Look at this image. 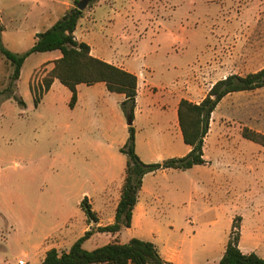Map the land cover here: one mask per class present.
I'll use <instances>...</instances> for the list:
<instances>
[{
  "label": "rangeland",
  "instance_id": "rangeland-1",
  "mask_svg": "<svg viewBox=\"0 0 264 264\" xmlns=\"http://www.w3.org/2000/svg\"><path fill=\"white\" fill-rule=\"evenodd\" d=\"M7 2L0 12L7 25L6 31L0 25L1 42L9 51L24 54L33 47L32 40L13 45L32 28L23 17L34 0ZM125 10L131 16L118 23L115 15ZM12 12L17 19L9 21ZM89 18L91 31L98 35L92 41L94 53L119 64L139 48L141 96L150 74H162L173 106L181 95L201 102L217 81L264 68V0H104ZM48 58L47 53H35L23 65L15 91L25 106L13 99L0 101V264H35L33 248L51 245V239L66 233L69 243L81 237L86 219L82 200L96 195L106 182L111 155L123 156L113 145L103 148L99 142L103 128L115 140L127 133L122 130V124L128 125L122 95L85 85L81 104L71 108L70 90L58 83L36 105L32 91H39L53 67V61L45 62ZM12 71L0 55V91L8 86ZM157 92L153 87V94ZM87 97L95 101L87 103ZM245 127L264 134V88L231 94L220 103L205 149L209 167L153 177L155 188L162 186L171 194L156 205L164 225L176 212L191 220L182 223L179 234L186 236L187 256L196 264H218L236 217L245 222L244 238L264 228V147L243 138ZM180 145L185 146L183 139ZM144 151L150 155L148 148ZM218 170L224 175L217 177ZM92 230L83 246L88 251L130 239L128 233ZM203 243L208 253H201Z\"/></svg>",
  "mask_w": 264,
  "mask_h": 264
},
{
  "label": "trees",
  "instance_id": "trees-1",
  "mask_svg": "<svg viewBox=\"0 0 264 264\" xmlns=\"http://www.w3.org/2000/svg\"><path fill=\"white\" fill-rule=\"evenodd\" d=\"M79 1L76 0L75 6L50 29L37 34L35 44L24 54L13 53L6 49L0 37V55L10 63L13 70L8 86L0 91V101L4 98L13 99L20 106H25V102L16 95L15 91L24 63L32 54L57 50L62 53V57L54 61V66L43 79L39 91H32L36 97V105L43 95L50 91L55 80H59L70 90L71 108H74L78 101V86L81 84L93 86L104 83L110 93L125 97L122 109L127 120L132 121L128 127L127 142L120 149V152L127 157L126 178L117 206L115 222L96 229L98 233L117 234L132 227L133 211L138 203L143 179L147 174L171 169L185 171L207 164L204 158V146L213 113L231 94L264 88V68L245 76L230 75L217 81L199 103L181 100L178 106V123L183 142L191 147L190 152L183 157H173L159 163H144L136 152V131L133 125L137 106L138 77L94 57L88 44L76 40L75 32L85 11L77 8ZM96 2L98 0H91L89 6ZM242 136L264 147V134L245 127ZM80 207L90 224L98 223L97 213L93 210L89 198L85 197ZM241 222V217L234 219L230 238L219 264H264V259L255 253L244 254L241 251L239 247ZM93 234L94 230L85 232L68 251L49 250L42 264H168L154 243L137 238H132L127 243H109L88 251L83 246Z\"/></svg>",
  "mask_w": 264,
  "mask_h": 264
},
{
  "label": "crops",
  "instance_id": "crops-1",
  "mask_svg": "<svg viewBox=\"0 0 264 264\" xmlns=\"http://www.w3.org/2000/svg\"><path fill=\"white\" fill-rule=\"evenodd\" d=\"M103 1L104 0H98V2L91 6H88L87 9H85L84 16L77 26L75 38L79 42H84L88 44L91 47V54L94 57L111 63L132 74H135L138 77L137 106L135 111V120L133 123L134 128L136 130L137 154L139 155L141 160L147 164L156 161L162 162L167 158L183 157L187 155L190 152L191 147L186 144L184 147L180 145L181 139L183 138L181 131L179 132L180 128L178 123V106L181 100L189 99L181 95L179 96L178 100L174 102V106L170 105L173 102V94L169 93L166 89V85L163 84V82H166L167 76H163L162 74H160V76H157V74H150V76L148 77L149 86L144 91L143 96H141V79L140 74L136 69L137 62L139 61L136 56L141 54L139 48L133 49L131 51V54L133 56L131 58H128L125 62H121L119 64L113 62L110 59H104L98 53H94L92 48V41L93 39L98 38V35L91 31L89 25L90 18L88 19V16H91V14L96 13L98 8L102 6ZM75 2L76 0H34L33 4L26 5L28 7V11L24 14L23 22H31L32 28L26 36H21L17 40L16 44L13 46H18L21 41L26 42L27 40H32V42L35 44L37 34L50 29L60 18L65 15L68 10L75 6ZM8 5L9 4L7 0H0V12L5 7H8ZM130 16V11L125 10L122 12H118L115 15V20H117L118 23H122ZM8 17H10L9 21L17 19V15L13 12ZM0 25H3L4 30L6 31L7 25L5 24V22H3L2 19L0 20ZM79 29L82 31V35L80 37L78 36ZM4 30L2 31V34L6 36L7 33ZM100 39L102 40L103 37L100 36ZM47 54H49V58L45 62L53 61L52 64L54 63V61L62 57V53L59 50L47 52ZM52 68L53 67H51V69ZM51 69L49 71H51ZM58 83H60V81L55 80L48 93H50L51 90L58 85ZM82 86L85 85L81 84L78 86V101L75 107L81 104L82 98L80 89ZM95 86L100 87L101 91H105L104 89H107L104 83H98L95 84ZM153 87L158 89L157 93L153 94ZM158 98H160L163 104L159 105L157 103V100H159ZM93 101L95 100L90 97H87V103H91ZM100 109L101 111H105L104 109H106V107L100 105ZM161 117L165 118V122L158 123V120L160 121ZM168 118L171 120V122H168L166 120ZM119 119L122 118L119 116ZM147 120L148 125L146 123ZM152 121L156 123L153 125ZM124 129L127 131V133L125 135H122V137L118 136L120 138L117 137V139L115 140L114 137H111L112 135L109 132L108 128H103V134L101 135L102 137L99 140L101 146L103 148L109 149L113 145L115 147V150H118L120 152V149L126 144L129 136L128 125L122 124V130L124 131ZM209 135L210 133L208 134L205 140L204 154L209 140ZM155 141L159 142L155 143ZM147 148L150 151V155L144 154V150H146ZM161 150L167 152V154L163 155L161 153H158V151ZM111 157L112 162L108 161L105 167V171L107 172L106 182L99 188L96 195L86 196L87 198H89L93 210L97 213L99 221L98 223L90 224L86 218L85 224L80 230L81 237L85 234V232L92 230V228L94 227L95 229H97L99 227L111 225L115 222L116 210L121 199L122 187L126 178L127 158H125L124 155L122 157L117 156L115 155V153H113ZM204 158L207 161L206 165L195 166L192 169H189L188 171H195L198 169L209 167L211 165V162L206 159L205 155ZM224 164L226 168H231L228 163ZM171 171L174 170L171 169L159 171L156 173H150L144 177L142 189L140 190L138 196V203L133 211L132 227L129 229H124L122 232L117 233L115 235H122L123 233H128L130 237L129 240H131L132 238H137L154 243L157 246L162 258L168 264H196L194 258L191 260V258H188L187 256L188 251L184 246L188 245L189 242H187L186 236L179 234V231L181 230L180 228H182L183 226V222L192 224L191 220L187 218L188 214L186 216V219H182V215L176 212L166 222V226L169 229L164 225V222L160 218H158L159 214L156 206L157 203L169 200L171 198V194H168L162 186H158L157 188H155L157 183H155L156 180H154L153 177L159 173H162V175H164V173H168ZM215 175L217 177H220V175H224V170H218ZM66 222L67 220L63 222V225L66 224ZM241 224L242 225L240 230L239 244L241 251L244 254L255 253L260 258L264 259V228L261 229L260 227H258L252 232V234H250L249 236L247 235V237L244 238L243 224H245V222L242 221ZM68 236V233H66L63 236L51 239L53 242H55L51 245L43 246L41 248H33L34 263L42 264L45 259L46 253L51 249H57L58 251H60L59 247L62 246L63 243H66L65 245H67V247L63 250L68 251L71 246L80 238L78 237L77 239H73L75 241L69 243L70 240ZM246 239H249V242ZM190 242L194 241L191 240ZM226 245L223 249V252L221 253L219 262L225 253ZM243 245L245 246L244 250L242 249ZM200 249L201 253H208L210 250L205 243L200 245ZM25 255L28 256V254ZM20 261L21 260H19V262ZM208 261L209 259H207V263Z\"/></svg>",
  "mask_w": 264,
  "mask_h": 264
},
{
  "label": "water",
  "instance_id": "water-1",
  "mask_svg": "<svg viewBox=\"0 0 264 264\" xmlns=\"http://www.w3.org/2000/svg\"><path fill=\"white\" fill-rule=\"evenodd\" d=\"M91 0H80L77 8L81 11H84L90 4ZM132 124V121L128 120V126Z\"/></svg>",
  "mask_w": 264,
  "mask_h": 264
},
{
  "label": "built area",
  "instance_id": "built-area-1",
  "mask_svg": "<svg viewBox=\"0 0 264 264\" xmlns=\"http://www.w3.org/2000/svg\"><path fill=\"white\" fill-rule=\"evenodd\" d=\"M19 264H25V262L21 260V261L19 262Z\"/></svg>",
  "mask_w": 264,
  "mask_h": 264
}]
</instances>
